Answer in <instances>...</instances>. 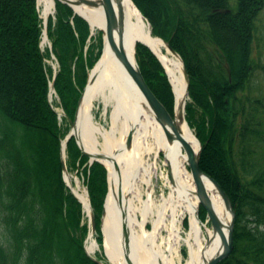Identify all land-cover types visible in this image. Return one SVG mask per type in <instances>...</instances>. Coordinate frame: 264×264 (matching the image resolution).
<instances>
[{
	"label": "trees",
	"instance_id": "16d2710c",
	"mask_svg": "<svg viewBox=\"0 0 264 264\" xmlns=\"http://www.w3.org/2000/svg\"><path fill=\"white\" fill-rule=\"evenodd\" d=\"M33 4L0 0V264H98L87 258L68 222L78 204L62 180L60 134L46 101L45 56L38 50ZM136 4L150 19L152 33L183 60L188 94L209 114L208 130L200 126L197 133L199 169L225 192L234 210L232 250L217 264H264V94L256 76L264 65L251 46L264 0ZM71 14L57 4L51 39L59 65L54 88L73 119L80 98L76 84L82 87L78 51L88 31L75 15L70 26ZM189 110L186 106V120ZM68 145L69 155L78 153ZM89 169L93 186L99 179L105 183L104 167L94 163ZM94 193L90 203L98 220L101 202Z\"/></svg>",
	"mask_w": 264,
	"mask_h": 264
},
{
	"label": "bare ground",
	"instance_id": "6f19581e",
	"mask_svg": "<svg viewBox=\"0 0 264 264\" xmlns=\"http://www.w3.org/2000/svg\"><path fill=\"white\" fill-rule=\"evenodd\" d=\"M36 1L43 9L44 19L55 9L56 2H64L86 20L92 33L102 34L101 53L89 72L78 105L75 138L79 136L84 154L90 160L102 161L108 171L102 232L109 263L206 264L220 255L231 230L230 204L214 181L199 174L218 230L213 231L207 218L200 220V201L187 166V154L177 141L168 140L169 130L162 127L160 118L126 73L105 5L115 17L120 8L123 11L127 55L132 57L136 47L142 45L164 68L176 113L187 98V81L179 54L174 55L164 40L152 34L132 0H106V4L103 0ZM97 103L102 104L103 115L109 114L108 128L94 122ZM181 128L195 156L199 144L186 124ZM155 173L162 182L159 194L155 192ZM64 180L89 217L91 207L86 193L66 173ZM186 219L188 227L184 229ZM182 246L187 251L184 259ZM98 248L90 237L86 242L87 254L94 255Z\"/></svg>",
	"mask_w": 264,
	"mask_h": 264
},
{
	"label": "rangeland",
	"instance_id": "374dc122",
	"mask_svg": "<svg viewBox=\"0 0 264 264\" xmlns=\"http://www.w3.org/2000/svg\"><path fill=\"white\" fill-rule=\"evenodd\" d=\"M133 4L137 6L136 3L139 5L143 4V0H132ZM57 4H60L61 9L62 7H68L71 11V16L68 18V23L70 26H73V16H78L81 20L85 21L82 17H80L78 14H76L71 7H69L67 4H64L62 2H56L55 9L44 19L43 17V9L40 5L37 4V1L34 0V11L37 15V19L39 21V37H38V50L39 53L44 55V64L47 72V94H46V101L49 104V107L52 109V111L55 114L58 132L60 134V147L62 149V143L65 139V137L68 135V133L71 131V124L70 122L73 119H70L61 104V100L59 96L57 95V92L54 88V78L56 73L59 70V65L57 62L56 56L53 54L52 51V30L54 29L55 25H57ZM138 7V6H137ZM139 8V7H138ZM64 9V8H63ZM67 10V8L65 9ZM143 15V14H142ZM144 19L148 22L151 32L153 30V26L151 24L150 19H148L145 15H143ZM52 21V27L49 28V21ZM85 24L87 26L88 35L84 43L81 45V49L78 51V56L82 57V64L83 69H80L78 72V79L79 83L81 82L82 87H78V84H76L77 92L82 94L86 87L87 79L90 70L94 66L95 62L98 60V57L101 53L102 48V34L100 33H92L90 35L91 30L89 28L88 23L85 21ZM255 34L253 37V40L251 41V46L253 48V56L255 57V54H258L261 60L262 65H264V4H262V7L260 8V11L256 15V21H255ZM153 34V33H152ZM154 35V34H153ZM159 37V36H158ZM161 38V37H160ZM45 39V40H44ZM162 39V38H161ZM164 40V39H162ZM165 41V40H164ZM258 43V44H257ZM92 45V47L88 50V47ZM169 46V45H168ZM170 47V46H169ZM135 58L137 61V64L139 66V69L141 71V74L144 78V81L147 86L152 90V92L162 101L163 105L167 108V110L171 113L173 112V97L170 93V85L167 81V77L164 71V68L161 66L159 61L156 59V57L144 46L139 45L136 47L135 51ZM252 56V53H251ZM91 58L90 60H88ZM181 58V57H180ZM91 61V65L88 64V62ZM183 61V60H182ZM185 69L184 63H183V70ZM186 70V69H185ZM72 71L74 72V66H72ZM187 72V71H186ZM257 76V85L259 89L263 91L264 94V71L261 69L258 71ZM189 82V80H188ZM75 83V82H74ZM167 84L168 88L165 86ZM186 106L190 107L189 110V120H186ZM78 107V103H77ZM76 107V109H77ZM171 108V109H170ZM75 109V112H76ZM110 107L108 108V111H110ZM109 113V112H108ZM93 116H94V122L97 124H100L104 126L105 128L109 127V114L103 115V106L102 104H98L95 106L93 110ZM209 114L203 110L200 106L196 105V103L193 101L191 96L188 94L187 90V98L185 101V122L187 127L191 130L193 135L197 138V133H202V130L199 129L200 126H206L207 130L209 128ZM74 118V116H73ZM205 132V130H204ZM198 139V138H197ZM199 140V139H198ZM68 142L73 145H75L78 153H74V150H71L72 157L69 155V150H67ZM200 142V140H199ZM201 144V142H200ZM201 150H202V144H201ZM61 154V153H60ZM262 158H264V152H262ZM200 161V158H199ZM99 164L102 167L105 168L104 173V182L99 179L98 187L96 188L93 186V183H91V180H89V168L94 164ZM64 165H65V171L62 169V180L66 187V189L71 193V195L75 198V196L72 194L68 186H66L65 180H64V173H66L70 180L79 185L80 190L84 191L87 195L88 201L90 203V194L91 191H95L94 197L96 198L97 202H101L100 208V215L98 217V220L96 219L94 215L93 208L91 207V213L94 218L95 222V233L91 235V222L90 218L86 213L84 212L81 203L76 199L77 201V208H76V214L74 213V209L71 211V215H68V222L71 223V227L74 231V238L81 244L82 249L90 260L94 262L92 258H95L99 260L102 264H110L104 251V237L102 232V217H103V210H104V203L106 200V196L108 193V171L105 166L98 162L91 161L90 158L81 152L79 149L77 142L74 137H71L67 142L65 146V152H64ZM62 166V165H61ZM188 166V165H187ZM189 169V167H188ZM190 170V169H189ZM191 172V171H190ZM203 172V171H202ZM203 174H205L203 172ZM206 177L214 181L211 177H209L207 174H205ZM101 176V174H100ZM154 185H155V192L156 194H159L160 187H161V180L158 177V174H154ZM214 183L217 185L220 191L224 192L218 184L214 181ZM101 186V189H100ZM225 193V192H224ZM68 194V193H67ZM226 195V194H225ZM227 196V195H226ZM228 198V196H227ZM229 200V198H228ZM230 202V200H229ZM231 205V202H230ZM199 218L202 221H206V213L203 209V207L199 206ZM232 208V205H231ZM233 210V208H232ZM234 211V210H233ZM188 227V221L187 219L183 221V228L187 229ZM165 234V232H164ZM93 238L95 242L98 245V249L96 253L92 256L87 254L86 252V242L89 238ZM232 250V249H231ZM181 257L184 259L187 255L186 248L184 246L181 247ZM231 253V252H230ZM229 253V254H230ZM228 254V255H229ZM81 262V261H80ZM82 263V262H81ZM219 263V262H218Z\"/></svg>",
	"mask_w": 264,
	"mask_h": 264
},
{
	"label": "water",
	"instance_id": "95a60500",
	"mask_svg": "<svg viewBox=\"0 0 264 264\" xmlns=\"http://www.w3.org/2000/svg\"><path fill=\"white\" fill-rule=\"evenodd\" d=\"M103 1L106 4V0H103ZM118 1H120V0H118ZM67 5L69 6V4H67ZM107 5H105V6H106L107 16H108V20H109V25L111 28V32L114 36V39L116 40L118 47L120 49V53H121V57L123 59V63H124L126 73L130 76L131 80L135 84L137 90L141 93V95H142L144 101L147 103V105L158 115V117L160 118V124L162 125V127L164 129L167 128L169 130V134H167L168 140H170V141L175 140L179 144L182 145L184 152L187 154L188 167L191 171L192 177H193L194 182H195L196 187H197V195H198V198L200 201V205L203 207V209L206 213V218L209 221L211 228L214 229L213 231L218 230L217 224L215 221V217H214V213L212 211V204L209 201V198L206 194L205 188L203 187V185L201 183V179L199 177V174L203 173L199 169V158H200V153H201V144H200L199 140L196 138V136L194 135L196 138V141L199 144V149H198L197 154L195 156H193V153L191 152V147L189 146L188 142L186 141V139L183 137V134H182L181 125L186 124V122H185V101L186 100L182 103V106L179 109L178 113H176L175 110H173V112L170 113L167 110V108L163 105L162 101L147 86V84L144 81V78L141 74V71L139 69V66L137 64L135 54H133L132 57H129L127 55V53L125 52V49H124L123 11L120 8L118 10V16L115 17L114 13L109 11V8L107 7ZM90 35H92V31H91ZM169 49L174 55L178 56V54L175 51H173L171 48H169ZM183 71H184V77L187 81V86H186V91H187L188 90V75H187V72L185 69ZM83 93H84V91L80 95V98L78 100V105L82 100ZM77 109H78V107H77ZM77 109H76V112L74 114L73 120L70 122L71 131L65 137V139L63 141L64 145L62 144L61 164H62L63 171H65L64 147L66 146V142L71 137L75 138V133H76L75 131L77 129ZM75 140H76L77 145H78L79 149L81 150V152L84 153L82 150V145L79 142V136H77L75 138ZM91 161L98 162V163L102 164L103 166H105V164L102 161H99L96 159H93ZM221 193H222L223 198L228 200L225 193L222 191H221ZM228 202H229V200H228ZM229 204H230V202H229ZM230 207H231V205H230ZM231 210H232V208H231ZM89 218H90V222H91V235H92L93 233H95V222H94V218L92 216V213H90ZM233 220H234V211L232 210L231 230L228 234V240L225 241V243H224L223 252L206 264H217L218 262H220L221 260L226 258L228 256V254L231 252ZM92 259L94 260V262H96L98 264H102L99 260H97L95 258H92Z\"/></svg>",
	"mask_w": 264,
	"mask_h": 264
}]
</instances>
